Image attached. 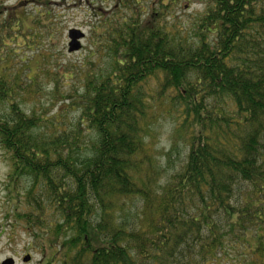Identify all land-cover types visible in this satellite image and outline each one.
I'll list each match as a JSON object with an SVG mask.
<instances>
[{"label": "trees", "instance_id": "1", "mask_svg": "<svg viewBox=\"0 0 264 264\" xmlns=\"http://www.w3.org/2000/svg\"><path fill=\"white\" fill-rule=\"evenodd\" d=\"M7 1L0 239L15 244L21 229L50 255L39 264H264V0H208L190 38L166 22L178 0L153 2L148 18L132 0L78 70L83 93L61 98L80 109L72 127L22 107L38 75L74 78V67L54 73L47 56L32 70L21 55L51 10L25 22ZM168 118L183 147L174 139L160 154L155 130Z\"/></svg>", "mask_w": 264, "mask_h": 264}, {"label": "rangeland", "instance_id": "2", "mask_svg": "<svg viewBox=\"0 0 264 264\" xmlns=\"http://www.w3.org/2000/svg\"><path fill=\"white\" fill-rule=\"evenodd\" d=\"M40 1L46 3L42 5ZM132 0H8L6 6L9 8H17L20 17L27 13L33 18L37 12V8H46L52 13L50 22L43 25L42 28L34 31L37 44L32 46V50H25L21 57L27 58V64L32 70L35 69L36 63L42 62L40 58L49 57L43 61V68L54 73H64L66 68L74 67L75 77L71 74L67 78H58L47 74H40L39 83L40 91L25 97L22 107L29 113H36L39 117L56 119L62 121L63 124L72 127L77 123L80 115V109L70 100H62L64 95H81L82 82L79 77L78 70L82 67L89 57V50L97 52L98 47L92 46L98 33L104 31L107 26L104 21L112 23L126 16L131 17L128 6ZM134 1V0H133ZM136 5L141 6L144 10V16L148 18L151 13V4L157 0H135ZM134 1V2H135ZM208 0H178L175 5L170 6L168 16L166 17L168 26L177 24L176 30L182 31L184 36L193 37V29L197 24V19L206 12V4ZM47 9V8H46ZM105 17V19H103ZM22 19L27 22L25 16ZM165 19V20H166ZM53 20V21H52ZM52 21V22H51ZM32 26V25H30ZM80 30L85 34V38L80 40L82 49L78 52H69V43L72 42L71 31ZM99 40V39H98ZM99 42V41H98ZM97 53L94 57H100ZM32 60V63L30 62ZM47 61V62H46ZM96 61V58L91 60ZM39 66V65H38ZM37 71L32 72V76ZM66 74V73H65ZM31 76V73L29 74ZM156 137L154 143L159 153H167L172 150V142L174 139V123L173 120L162 119L159 126L155 130ZM182 149L183 141L176 140ZM172 165L179 166L178 153L172 154ZM10 161L9 155L0 148V225L5 223L6 213L9 209L10 193ZM16 241L10 243L7 233L0 239V264L7 259H14L15 264H39L43 261L47 262L50 255L42 254L39 247L35 246L33 239L24 234L21 229L17 230ZM30 256L31 259L25 262V258ZM47 257V258H46ZM44 262L43 264H47ZM55 261L54 264H60Z\"/></svg>", "mask_w": 264, "mask_h": 264}, {"label": "water", "instance_id": "3", "mask_svg": "<svg viewBox=\"0 0 264 264\" xmlns=\"http://www.w3.org/2000/svg\"><path fill=\"white\" fill-rule=\"evenodd\" d=\"M71 34V39L72 42L69 43V52L70 53H74V52H78L82 49V44L80 43L83 38H85V34L83 32H81L80 30H72L70 32ZM31 259L30 256H27L25 258V262H28ZM3 264H15V260L14 259H7L6 261L3 262Z\"/></svg>", "mask_w": 264, "mask_h": 264}]
</instances>
